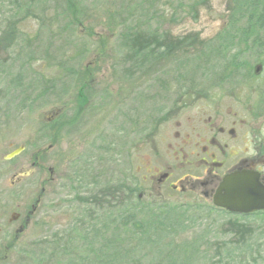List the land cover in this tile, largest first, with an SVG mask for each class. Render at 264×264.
<instances>
[{"label": "rangeland", "instance_id": "374dc122", "mask_svg": "<svg viewBox=\"0 0 264 264\" xmlns=\"http://www.w3.org/2000/svg\"><path fill=\"white\" fill-rule=\"evenodd\" d=\"M118 1L110 0L111 9L106 10L104 0H80L82 12L76 14L78 20L74 22L75 19L72 20L71 14L62 10H60V17H57L56 21L53 20L55 16H52V12L43 13L38 4H32L28 15L23 17L25 9L15 7L14 0H0V11L3 12V16L0 17V28H5L7 17L14 16L20 19L16 42L13 43L12 50L8 51L7 55L0 52L2 91H6L7 87L12 89V101L16 106L18 98L12 83L16 75L24 74L23 85L30 84L33 93H36L39 87L45 85V78L55 75L57 71L56 93L50 92L39 102L26 108L12 107L9 126L0 130L1 159L10 149L6 147L3 140L17 144L30 139L37 119L52 118L61 97L69 96L75 82L89 81L90 71H94L93 77L97 80L96 82H106L105 76L110 82H121L123 96L126 98L128 95L124 101L125 125L123 126L120 122L125 133L118 129L111 130L109 136L104 138L102 145L109 146L111 149L105 161L88 169V165L91 164L89 160L91 149L87 145L86 131L91 129L90 121L83 128L84 133H81L79 140L84 143V146L78 151L75 147V136L72 137L71 142H68L70 140L68 137L62 141L61 144L66 146L68 154L83 155V160L75 169L76 172L80 169L79 174L74 173L75 177L71 181H64L60 191L53 185V191L46 195L44 222L41 225L35 222L34 227L32 226L23 236L25 238L23 247L9 251L7 260L1 264H26L29 260L38 264L37 260L43 250L47 257L42 241L50 240L55 234L65 239L69 226L82 217L84 211L86 212L88 206L81 204L82 202L79 201V199L82 200L81 197H87L90 192L99 189L100 186L103 188L108 184L121 183L119 182L121 175L124 182L126 180V184L134 187V176L130 173L134 172L133 167L136 163L134 148H139L142 154L143 175L146 168L156 167L160 160L157 158L159 152L167 150L168 142L175 132L182 133L186 130L187 118L193 115L198 107H202L201 99L212 95L208 84L217 81L216 77L224 74V71L218 70L224 67L218 66L221 56L235 52V48L212 51L216 47V34L228 26L225 30L226 34L234 35L233 29L229 26L234 25V30L238 31L241 25L246 26L245 18H239L238 23L236 22L238 15L235 13L239 8L236 0H205V4L200 5L196 12H189V7L185 4L186 12L184 14L178 12L174 21L168 16L170 12L165 10L151 22H148L146 17L140 19L142 27L146 28L145 24H149L152 29L166 31L173 38L181 40L177 42L179 48L166 56L160 55L154 61H139L137 58L130 60L126 57V63L119 66L120 61L124 59V53L131 54L128 48L118 42L121 38L119 33L125 28L126 22L132 26L134 21L127 20L125 17L122 20L123 25H119L120 19L108 18L106 11H115L116 8H112ZM128 1L135 4L132 0ZM250 2L251 0H247V3L242 6L248 13L251 9ZM43 3L49 6L47 1ZM231 14L236 18H231ZM248 22L254 29V21L248 19ZM44 24L46 26L42 27ZM102 24L108 25H104L105 31H102ZM1 39V44L6 45L5 35ZM200 47L201 49L198 50ZM44 50H46L45 53L42 52ZM80 50L82 53L78 57L77 53ZM124 50L126 52H123ZM58 59L62 62L61 67H56ZM39 66H42L44 70H39ZM68 69L72 70L71 74L59 77ZM76 71L78 75L74 73ZM96 84L103 87L102 83ZM225 86L229 88L228 85ZM61 87L67 91L63 92L60 90ZM137 91L140 99L139 121H136L133 111ZM172 104L173 108H171ZM2 107L6 111L5 103ZM168 108L171 109L168 110ZM159 110H162L163 114L159 115ZM171 115L172 118L167 121ZM139 126L140 131H137V134L134 133ZM45 133L46 145H48L54 135L53 125H46ZM56 149L53 146L46 152L47 167L55 164ZM155 150H158L157 155L153 154ZM99 155L101 156L100 153ZM147 161L150 164H147ZM83 162L85 163L82 164ZM5 165V163L2 164V166ZM103 179H108V183H105L106 180ZM93 182L97 185L96 189H93ZM144 185L149 189L148 192L152 193L150 197L143 196L142 201L145 205L147 202L169 206L183 205L187 207L184 213L187 224L177 232L175 241H170L167 236L154 246L156 248L152 254V261L148 257L140 256V254L148 253L150 246H144L142 250L137 249V256L142 259L143 264H158L156 261L160 264H264V217L238 218L225 215L207 206H203L205 210H202L201 206H195L193 209L189 205L193 203L190 193L182 196L170 191L168 192L169 195L171 194L170 197L161 198L156 195V188H151L150 183H144ZM77 196L80 197L77 199ZM105 201L108 202L104 204V207H111L106 211L107 213L122 208V202L121 205L116 206L113 202L117 200L112 196ZM128 233L123 231L119 236L112 237L125 240ZM169 236L172 237L171 234ZM148 237L140 244L148 245L151 243L148 242L150 238H156L152 233ZM122 243L124 247L126 243L132 245L130 241Z\"/></svg>", "mask_w": 264, "mask_h": 264}, {"label": "flooded vegetation", "instance_id": "af4514ba", "mask_svg": "<svg viewBox=\"0 0 264 264\" xmlns=\"http://www.w3.org/2000/svg\"><path fill=\"white\" fill-rule=\"evenodd\" d=\"M38 1L41 0H33L32 4H38L45 14L51 11L55 21L60 17V10L66 8L68 3V0ZM78 2L80 0H71L70 3ZM32 4L28 0L26 6ZM2 13L0 11V17L3 16ZM104 25L106 24L101 25L102 31H105ZM0 30V38L5 35L6 40L9 35L2 32L4 28ZM165 40H160L159 44L155 42L146 53L152 56L172 53L173 49L169 48ZM249 40L250 49L234 50L232 54L245 55L249 58L250 65L218 68L224 74L217 76V81L208 84L212 95L201 99L202 107H198L187 118L186 130L173 134L167 150L159 152L157 158L160 160L156 167L146 168L145 175L142 174V154L139 148H134L136 163L134 172L130 173L134 176L138 199L152 195L144 185L150 183L151 188H156V195L161 198L170 197V191L182 196L190 193L193 203L189 205L192 207L197 204L205 205L238 218L264 217V209L253 210L249 214L229 212L213 203L214 196L226 176H231L235 183L240 176L251 175L255 178L256 188L251 190L244 187L243 190L245 193L258 190L259 201L264 204V37L261 49L254 47L252 35ZM1 42L2 39L0 52L7 55L12 50L13 43L7 42L3 45L6 48L2 49ZM136 54V51H131L130 55L124 53V59L119 66L126 63V57ZM93 72H90L89 81L75 82L69 96L61 97L52 118L37 119L30 139L17 144L3 140L10 149L0 158V264L7 260L9 251L23 247V236L34 227L35 222L38 225L44 222L46 195L52 191L53 185L60 191L64 181H71L75 177L74 173L79 174L80 169L77 172L75 169L83 160V155L68 154L66 146L61 144L62 141L68 137V142H71L75 136V147L78 151L84 146L79 140L81 133H84L83 128L90 121L91 129L86 131L87 145L91 149L89 169L105 161L109 155L111 149L102 145V141L109 136L110 131L118 129L125 133L124 127L120 126V122L125 125L124 101L128 97L123 96V84L110 82L107 76L106 82H96ZM96 83H102L103 87ZM138 95L137 91L133 109L136 121H139L140 112ZM4 103L7 105L6 111L2 107ZM11 104L12 89L7 87L6 91H2L0 86V130L10 124ZM158 113L163 114V111L159 110ZM171 118L172 115L167 121ZM52 121L55 139L52 144L46 145V123ZM140 129L139 126L134 133L137 134ZM53 146L57 148L55 164L47 167L46 152ZM20 147L17 155L10 159L5 158L9 152ZM157 153L158 150L153 151L154 155ZM3 163L6 165L2 166ZM147 164L150 162L147 161ZM81 170L84 171L82 167ZM129 178L131 179L130 174ZM103 180L108 183V179ZM119 182L124 183L122 175ZM104 193L103 200H109L108 191Z\"/></svg>", "mask_w": 264, "mask_h": 264}, {"label": "trees", "instance_id": "16d2710c", "mask_svg": "<svg viewBox=\"0 0 264 264\" xmlns=\"http://www.w3.org/2000/svg\"><path fill=\"white\" fill-rule=\"evenodd\" d=\"M27 1L28 0H14L13 2L15 7L18 8L19 6V8L25 9V15L23 17L28 15V10L33 6H26ZM32 2L33 0H30V4H32ZM38 2L41 3V1ZM70 2L71 0H68L66 8L61 10L62 12L67 11L70 13L72 20L75 19L74 22H76L78 20L76 14L82 12L80 8L81 3ZM132 2L135 4H131L128 0H119L117 4H114L116 6L112 8H116V10H108L106 11V14L108 18L120 19L121 22H119V25H123L122 20H124L125 17H127V20L134 21L132 26L128 25L127 22L124 24L125 28L119 33L121 38L118 42L123 47L128 48V51H136L137 54L135 56L128 58L130 60L137 58L139 61H154L155 58L160 57L152 56L146 52L147 49H150V46L152 47V45L155 44V42L159 44L160 40H165V37L166 44H168L169 48L171 47L173 50L179 48L177 42L181 41L180 39L173 38L171 34L166 33V31L152 29L149 24H145L147 27L143 28L140 19L146 17L148 22H151L154 18L159 17L162 11L167 10L170 12L168 16L174 21L178 12L182 14L186 12L185 4L189 7V12H196L200 5L205 4V0H187V3L186 0H132ZM104 3L106 10L109 9L110 0H104ZM246 3L247 0H236V5L239 8L235 14L238 15V17L236 18L231 14V18H236L237 23L239 18H245L246 26L243 27L241 25L239 31L234 30V25L229 26V28L233 29L234 35L226 34L225 30L228 29V26L223 31H219L216 34L217 36H215L217 38L215 41L216 47L212 51H226L234 48V50L250 49L248 41L249 34L250 36H253L254 47L256 49L262 48L264 37V0H251V9L249 13L244 7H242ZM248 19L254 21V29L252 28V24L248 22ZM19 21L20 19L14 16L7 17L5 28L2 31L3 33H6V35H9L5 40V44L7 42L9 44L16 42L15 39L18 33ZM44 26H46V24L42 27ZM106 26L108 25L106 24ZM127 26L131 27L128 28ZM1 48L5 49L6 46L2 45ZM199 49H201V47L198 48V50ZM42 52L45 53L46 50ZM29 53L32 52L29 51ZM81 53L80 50L77 53V56L79 57ZM248 60L249 58L245 55L228 54L226 56H221L218 66L229 67L248 65ZM60 65H62V62L58 59V61H56V67H61ZM46 67L45 69H47ZM39 70L43 71L44 68L39 66ZM50 72L53 71L50 70ZM71 72L72 70L68 69L64 71V73H61L59 77L64 76L65 74L69 75ZM74 73L78 75L77 71ZM24 76V74H18L12 80L15 94L18 98L16 106L12 101L13 108H26L27 106L39 102L50 92L56 93L55 91L57 88L55 81L57 80V71L55 75L45 78V85L39 87L36 93H33L30 84L23 85ZM60 90L63 92L67 91L63 87H61ZM48 124L51 126L53 125L54 130V121L46 123V125ZM45 137L47 139L46 133ZM54 139L55 132L49 143L52 144ZM80 187L81 186H79V188ZM95 187H97V185L93 182V189H96ZM98 188L99 189L90 192L87 197H81L82 200L79 199V201L82 202L81 204L88 207L86 208V212L84 211L83 216L76 219L75 222L69 226L66 233L67 237L65 239L55 234L50 240L45 239L42 241V245H45L47 257L43 250L37 260L38 264L42 262L44 264H143L141 258L148 257L151 261L153 260L152 254L154 253V248H156L154 246H157L163 239L167 238V236L170 241H175L176 238L174 237H176L175 235L177 232L187 224V220H184V213L187 211V207L183 205L169 206L149 202L145 205L142 199H138L136 196V185L134 187L129 186L126 184V180L123 184H108L103 188L102 186ZM106 190L108 191L109 198L112 196L117 200L113 202L116 203V206L121 205L122 202V208L117 209L115 212H106L111 208L104 207V204L108 202L103 200V196H105L104 191ZM79 197L80 196H77V199ZM196 206L200 207L201 205L197 204ZM203 206L205 205H202L200 208L205 210ZM183 222H185V224H183ZM123 231L129 232L127 239L124 240L120 237H112L113 235L119 236ZM150 233L156 238H150L148 242L151 243L148 245L145 243L141 245L140 243H142L144 239L149 238L148 236ZM170 234L172 237L169 236ZM124 241H130L132 242V245L126 243V247H124V244L122 243ZM144 246H150L149 252L146 254H140V258L137 256V249L142 250L144 249ZM151 250L153 251L151 252ZM29 261H27L26 264H34L31 261V263H29ZM156 262L160 264L158 261Z\"/></svg>", "mask_w": 264, "mask_h": 264}, {"label": "water", "instance_id": "95a60500", "mask_svg": "<svg viewBox=\"0 0 264 264\" xmlns=\"http://www.w3.org/2000/svg\"><path fill=\"white\" fill-rule=\"evenodd\" d=\"M54 110L53 113H55ZM21 150L17 148L9 152L5 158L10 159L17 155ZM231 176H226L220 184L213 203L216 206L223 207L229 212L251 213L253 210L264 209V204L259 201L258 190L252 192H244L243 188H256V181L251 175L240 176V179L233 183ZM223 193L221 194L220 192Z\"/></svg>", "mask_w": 264, "mask_h": 264}]
</instances>
